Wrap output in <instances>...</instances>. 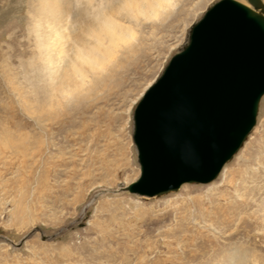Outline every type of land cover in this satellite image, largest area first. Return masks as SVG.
Instances as JSON below:
<instances>
[{
    "label": "rangeland",
    "instance_id": "obj_1",
    "mask_svg": "<svg viewBox=\"0 0 264 264\" xmlns=\"http://www.w3.org/2000/svg\"><path fill=\"white\" fill-rule=\"evenodd\" d=\"M121 1L0 0V264H264V97L213 182L127 191L141 175L135 107L220 0L125 17L135 39L85 64L84 83L77 42Z\"/></svg>",
    "mask_w": 264,
    "mask_h": 264
},
{
    "label": "water",
    "instance_id": "obj_2",
    "mask_svg": "<svg viewBox=\"0 0 264 264\" xmlns=\"http://www.w3.org/2000/svg\"><path fill=\"white\" fill-rule=\"evenodd\" d=\"M220 0L137 103L133 142L141 169L127 187L156 197L208 184L240 151L264 97V3Z\"/></svg>",
    "mask_w": 264,
    "mask_h": 264
},
{
    "label": "bare ground",
    "instance_id": "obj_3",
    "mask_svg": "<svg viewBox=\"0 0 264 264\" xmlns=\"http://www.w3.org/2000/svg\"><path fill=\"white\" fill-rule=\"evenodd\" d=\"M176 2L177 0H123L120 2L119 6L115 7L117 9H115L116 11L96 9V12L94 11V21L88 25V29L86 28L88 37L91 38V40L93 38L95 41L92 43L77 42L78 46L75 57L73 58V65L70 68L74 71L73 76L75 75L76 77L77 75H81L79 77L82 79L81 81L84 82L87 77L86 69L84 68L85 64L88 65L89 69H97L100 67V62L105 60L109 53L112 54L115 52L114 49L119 47L120 43H127L135 39V31L130 25L128 26V24H125V17L136 21L138 20V15H143L147 19L151 17L157 18L162 15L163 12L165 13L166 10L173 8ZM241 3L251 7L247 0H242ZM48 4L50 7V2H48ZM153 83L149 85V87H151ZM231 260L237 263L238 261L242 262V258L238 255H234Z\"/></svg>",
    "mask_w": 264,
    "mask_h": 264
}]
</instances>
